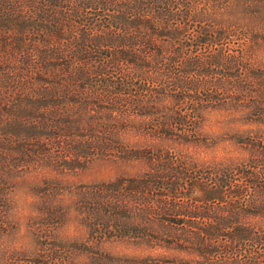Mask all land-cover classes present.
Returning a JSON list of instances; mask_svg holds the SVG:
<instances>
[{
    "label": "trees",
    "instance_id": "trees-1",
    "mask_svg": "<svg viewBox=\"0 0 264 264\" xmlns=\"http://www.w3.org/2000/svg\"><path fill=\"white\" fill-rule=\"evenodd\" d=\"M251 49L264 52V0H0V234L20 172L61 183L115 159L140 169L76 192L92 263L109 264L100 244L118 237L149 250L127 264H264V69ZM212 112L243 153L186 150L211 144Z\"/></svg>",
    "mask_w": 264,
    "mask_h": 264
},
{
    "label": "rangeland",
    "instance_id": "rangeland-1",
    "mask_svg": "<svg viewBox=\"0 0 264 264\" xmlns=\"http://www.w3.org/2000/svg\"><path fill=\"white\" fill-rule=\"evenodd\" d=\"M235 37L240 44L248 41L239 35ZM249 54L253 65L264 69V52L251 49ZM221 119L222 112H212L205 120V126L211 132L210 145L192 144L186 150L199 160L243 153L240 145L231 138L235 123L226 128ZM253 126L252 123H245L239 128ZM138 169V163L99 159L72 171L61 183L55 178L46 183L45 177L54 174V171L20 172L12 189L9 225L0 234V264H40L37 260L46 253L56 259L61 256L63 263L56 264H94L89 250L95 243L91 242L87 226L79 213L76 192L81 185L97 183ZM46 188L54 199L48 200ZM100 247L112 260L109 264H127L125 258L149 251L118 237L104 239Z\"/></svg>",
    "mask_w": 264,
    "mask_h": 264
}]
</instances>
